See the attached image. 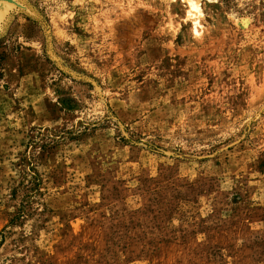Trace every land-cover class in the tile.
Returning <instances> with one entry per match:
<instances>
[{"label":"rangeland","instance_id":"374dc122","mask_svg":"<svg viewBox=\"0 0 264 264\" xmlns=\"http://www.w3.org/2000/svg\"><path fill=\"white\" fill-rule=\"evenodd\" d=\"M9 1L0 264H264V0Z\"/></svg>","mask_w":264,"mask_h":264},{"label":"water","instance_id":"95a60500","mask_svg":"<svg viewBox=\"0 0 264 264\" xmlns=\"http://www.w3.org/2000/svg\"><path fill=\"white\" fill-rule=\"evenodd\" d=\"M9 3H10L9 0H0V23H1L2 19L4 18L5 13L10 6Z\"/></svg>","mask_w":264,"mask_h":264},{"label":"bare ground","instance_id":"6f19581e","mask_svg":"<svg viewBox=\"0 0 264 264\" xmlns=\"http://www.w3.org/2000/svg\"><path fill=\"white\" fill-rule=\"evenodd\" d=\"M191 7L196 9V10L199 9V6L196 3H194V2H191Z\"/></svg>","mask_w":264,"mask_h":264}]
</instances>
